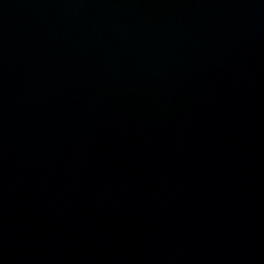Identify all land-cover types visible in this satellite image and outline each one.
<instances>
[{"label": "water", "instance_id": "95a60500", "mask_svg": "<svg viewBox=\"0 0 264 264\" xmlns=\"http://www.w3.org/2000/svg\"><path fill=\"white\" fill-rule=\"evenodd\" d=\"M0 264H264V0H0Z\"/></svg>", "mask_w": 264, "mask_h": 264}, {"label": "clouds", "instance_id": "9594fccd", "mask_svg": "<svg viewBox=\"0 0 264 264\" xmlns=\"http://www.w3.org/2000/svg\"><path fill=\"white\" fill-rule=\"evenodd\" d=\"M117 2L127 3L132 10L137 12L146 11L152 23L159 24L165 16L174 12L177 0H117ZM203 2L211 4L215 3L216 0H203ZM209 11L217 16H222L224 12L222 8L209 9ZM160 107L167 109L169 106L160 104ZM124 111L134 114L127 107L124 108Z\"/></svg>", "mask_w": 264, "mask_h": 264}]
</instances>
